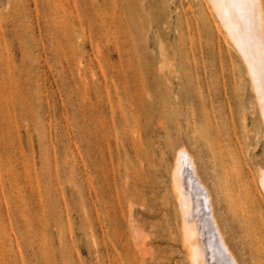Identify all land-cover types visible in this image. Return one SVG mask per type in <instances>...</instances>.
I'll return each mask as SVG.
<instances>
[{"label":"rangeland","instance_id":"1","mask_svg":"<svg viewBox=\"0 0 264 264\" xmlns=\"http://www.w3.org/2000/svg\"><path fill=\"white\" fill-rule=\"evenodd\" d=\"M218 25L206 0H0V264H190L183 150L264 264V124Z\"/></svg>","mask_w":264,"mask_h":264},{"label":"bare ground","instance_id":"2","mask_svg":"<svg viewBox=\"0 0 264 264\" xmlns=\"http://www.w3.org/2000/svg\"><path fill=\"white\" fill-rule=\"evenodd\" d=\"M206 1L209 5L212 18L219 24V28L228 38L246 68L252 90L258 100L264 124V88H262L261 85L264 76L261 74L259 45L257 44L256 46L257 50L255 56L247 51L242 52L241 47L237 46L235 37L238 31H242L243 23L238 20L235 11L229 10L228 14L222 17L218 15L216 10L212 7L210 0ZM255 4L259 17L264 19L263 0H255ZM166 60H168L167 57ZM253 72L256 74L255 80L253 79ZM184 153V150L181 151L176 161L178 163L174 170L175 189H173L177 194V203H179L180 213H182V219L180 218L182 220L181 227H183L182 229L184 231L183 234L181 229L184 235L182 238L184 241L182 240V242H184L183 246H186L185 248L188 249V253L190 254V256L187 254V256H189L188 261L190 260V264H238L228 248L224 235L219 229L212 213L211 199L204 193L202 183L198 178L199 174L193 162V157L187 153V150L186 154ZM184 162L186 166H189L188 169H183ZM260 184L264 192L263 167L260 168ZM203 198L205 204L203 206H206L205 211H202L200 208V202L201 200L203 201Z\"/></svg>","mask_w":264,"mask_h":264},{"label":"snow or ice","instance_id":"3","mask_svg":"<svg viewBox=\"0 0 264 264\" xmlns=\"http://www.w3.org/2000/svg\"><path fill=\"white\" fill-rule=\"evenodd\" d=\"M210 3L222 17L227 15L229 10L235 11L238 20L243 23L242 31H238L235 37L237 46L241 47L242 52L247 51L255 56L256 46L259 45L261 74L264 76V19L257 13L255 0H210ZM255 77L253 72L254 80ZM261 85L264 88V79Z\"/></svg>","mask_w":264,"mask_h":264}]
</instances>
